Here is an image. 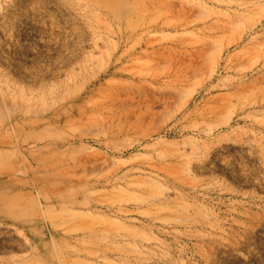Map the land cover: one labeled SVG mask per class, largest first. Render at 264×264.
<instances>
[{"label": "rangeland", "instance_id": "rangeland-1", "mask_svg": "<svg viewBox=\"0 0 264 264\" xmlns=\"http://www.w3.org/2000/svg\"><path fill=\"white\" fill-rule=\"evenodd\" d=\"M0 264H264V0H0Z\"/></svg>", "mask_w": 264, "mask_h": 264}]
</instances>
